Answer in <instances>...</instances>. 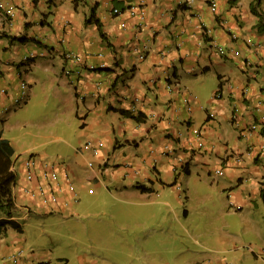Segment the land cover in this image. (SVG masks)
<instances>
[{"label":"crops","instance_id":"1","mask_svg":"<svg viewBox=\"0 0 264 264\" xmlns=\"http://www.w3.org/2000/svg\"><path fill=\"white\" fill-rule=\"evenodd\" d=\"M0 1L4 5L0 7L1 114L18 107L15 98L21 94L19 81L24 80L21 64L36 68L30 82L24 80L26 89L36 82L38 69L46 74L53 72L58 85L68 86L75 95V115L81 117L86 142L106 152L96 154L100 162L106 161L104 167L111 149L122 142L133 145L131 155L111 159L116 166L115 177L124 179L127 173L150 180L146 167L157 171V160L166 157L163 166L168 173L177 165L187 175L193 166L199 170L212 165L215 186L225 190L221 206L227 214L244 207L252 212L251 198L258 195L264 199V0H193L190 4H184L185 0ZM8 6L14 7L11 17L1 14ZM92 11L101 31L89 19ZM196 84L211 89L205 103ZM26 89L21 103L29 97ZM120 109L141 113L142 120L123 116ZM149 138L157 142H148ZM56 139L68 142L66 136ZM163 145L170 147V153L164 156ZM32 155L28 158L35 161L37 173L44 164L57 167V179L50 187L57 201L41 204L23 193L24 186L34 182L25 180L22 162L21 177L17 176L13 187L17 210L9 217L0 211V218L13 219L20 225L27 214L26 204L17 203L18 196L34 205L38 214H62L69 209L75 211L76 191L89 180L83 175L75 186L71 183L70 189L68 181L72 182L75 172L72 161L50 163ZM211 170L208 168V172ZM180 176L175 181H180ZM155 186L150 191L125 187L123 192L132 199L129 205L154 204L156 198H145L143 191L152 192L158 188ZM165 204L169 201L162 200L163 207ZM210 212L213 208L203 214ZM183 216L188 219L189 212H183ZM202 217L208 225L194 224L195 247L184 244L180 249L186 259H193L189 263L227 264L229 252L247 255L248 250L254 252L253 245L259 248L255 256L264 253V228L258 232L259 244L250 242L248 250L239 251L227 230L228 222L221 232L224 241L211 249L201 236L210 230L214 237L219 228L215 218ZM161 219L157 216L151 225L142 218L137 228L154 229ZM7 226L0 233H7ZM20 241L14 236L10 244L0 247L4 264H51L48 258H36L32 253L22 256L23 251L16 261L12 260ZM78 258L80 264H97L84 255ZM168 263L157 258L151 261L144 249L142 256L127 264Z\"/></svg>","mask_w":264,"mask_h":264},{"label":"rangeland","instance_id":"2","mask_svg":"<svg viewBox=\"0 0 264 264\" xmlns=\"http://www.w3.org/2000/svg\"><path fill=\"white\" fill-rule=\"evenodd\" d=\"M20 67L21 78L24 80H29V76L36 72V68L30 69L27 64H21ZM38 70L36 82L32 81L31 87L26 89L27 92L29 90L27 101L0 114L1 134L10 140L15 149L13 168L20 178L22 162L33 154L36 159L50 163L59 161L68 164L72 161L71 164L75 166L71 177L74 186L77 178L82 180L83 175L89 180H85L79 192L76 191L78 196L73 201L77 205L75 211L69 209L62 214H38L34 205L18 196L17 203L26 204L24 209L27 206L30 208L27 216L21 219L23 231L19 232L8 225L7 233L4 230L0 233V247L10 244L14 236H17L21 240L19 247L23 251L22 256L32 253L36 258H48L51 264H80L79 255L86 256L89 262L97 261V264H127L142 256L144 249L151 261L157 258L168 261V264H191L189 262L193 259H186L180 249L184 244L195 247L192 242V236L197 230L194 224L208 225L203 215L215 218L219 228L214 237L210 230H205L206 233L201 236L211 249L224 241L225 238L220 237L223 236V229L227 228V222V230L232 233L233 242L239 251L247 249L246 245L250 242L259 244L261 238L258 232L264 228V199L258 195L251 198L252 212L244 207L241 211L233 210L234 213L227 214L222 208L225 190L215 186L212 165L199 170L193 166L189 175L177 165L168 173L163 166L167 163L166 157L157 160V171L146 167L150 180L141 179L142 175L127 173L124 179L115 177L113 172L116 166L111 159L117 155H131L135 151L133 145L128 146L122 142L110 150L107 166L104 167L106 161L102 159V167L99 166L101 162L97 158L100 153L106 152L100 146L95 153L94 147L87 144V133H83L80 127L81 117L75 115L74 93L68 86L58 85L57 76L53 72L46 74L42 69ZM198 87H201V100L205 103L207 95L210 98L212 94L211 89L201 85ZM56 136H66L68 142L56 139ZM142 140L146 139L142 137ZM148 142L156 143L157 139L149 138ZM168 151L169 145H163L161 155L170 153ZM208 168L211 171L208 172ZM178 176L180 181H175ZM159 179L162 181L160 184ZM154 186L158 188L152 192L143 191L145 198H156L154 204L129 205L132 199L123 192L125 187L150 191ZM162 200H168L169 204L163 207ZM123 205H127L126 208ZM207 207L213 208V212L203 214L208 210ZM185 211L189 212L188 219L183 216ZM157 213L162 219L154 229L137 228L142 218L151 223ZM147 233L149 237H146ZM253 248L254 252L247 249L248 256L240 252H229L226 255L227 264H264V253L255 256L259 248L257 245H253ZM3 259L5 257H0V264H4Z\"/></svg>","mask_w":264,"mask_h":264},{"label":"built area","instance_id":"3","mask_svg":"<svg viewBox=\"0 0 264 264\" xmlns=\"http://www.w3.org/2000/svg\"><path fill=\"white\" fill-rule=\"evenodd\" d=\"M188 2L192 0H187ZM2 2L0 1V7H2ZM4 6V5H3ZM116 11V9H114ZM2 15L8 17L13 16L14 14V7L8 6L5 8L4 12L1 13ZM19 86L21 89V94L18 98H15L18 105L24 101V91L27 87V83L24 80L19 81ZM3 91V89H0ZM2 113V109H0V114ZM87 144H91L87 142ZM94 152L96 153L97 150L94 147ZM38 166H36L35 161L31 158H28L23 163V173L24 178L27 182H34L32 185H25L23 188V193L28 198H37L41 204H54L57 201V195L53 192L52 185L54 181L57 179V167L53 164H44V168H40L38 173L35 170ZM35 168V169H34ZM219 172V171H216ZM72 182L68 181L70 189H73ZM29 212L28 208H26L25 213ZM22 252V249L19 247L14 255L11 256L12 260L16 261L17 257ZM201 264V263H195ZM205 264H212V262L208 261Z\"/></svg>","mask_w":264,"mask_h":264},{"label":"trees","instance_id":"4","mask_svg":"<svg viewBox=\"0 0 264 264\" xmlns=\"http://www.w3.org/2000/svg\"><path fill=\"white\" fill-rule=\"evenodd\" d=\"M193 1V0H192ZM192 1H184V4H190ZM255 13L257 11L253 10ZM89 19H93L98 29L101 31V23L98 18L94 16L93 11L89 15ZM103 35V33L100 32ZM120 113L123 116L133 118L137 121H141L142 114H133L128 110L120 109ZM14 154V148L8 138L1 137L0 133V211L5 213L7 217L11 216L13 212L17 210L15 194L13 187L17 180V173L12 169V156ZM263 190V188H262ZM264 197V191H262ZM9 225L15 228L17 231H22V226L13 219L0 218V230L2 227Z\"/></svg>","mask_w":264,"mask_h":264},{"label":"clouds","instance_id":"5","mask_svg":"<svg viewBox=\"0 0 264 264\" xmlns=\"http://www.w3.org/2000/svg\"><path fill=\"white\" fill-rule=\"evenodd\" d=\"M207 262H208V261H207ZM197 263L205 264V263H202V262H197Z\"/></svg>","mask_w":264,"mask_h":264}]
</instances>
